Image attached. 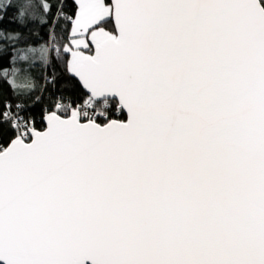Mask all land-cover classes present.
Listing matches in <instances>:
<instances>
[{
    "label": "snow or ice",
    "instance_id": "6c2138e0",
    "mask_svg": "<svg viewBox=\"0 0 264 264\" xmlns=\"http://www.w3.org/2000/svg\"><path fill=\"white\" fill-rule=\"evenodd\" d=\"M0 264H264V0H0Z\"/></svg>",
    "mask_w": 264,
    "mask_h": 264
}]
</instances>
